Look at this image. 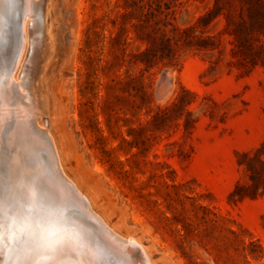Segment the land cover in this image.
Here are the masks:
<instances>
[{
    "label": "rangeland",
    "instance_id": "374dc122",
    "mask_svg": "<svg viewBox=\"0 0 264 264\" xmlns=\"http://www.w3.org/2000/svg\"><path fill=\"white\" fill-rule=\"evenodd\" d=\"M215 2L224 13L236 3H56L50 120L39 128L93 211L142 245L151 264H264V187L250 197L246 165L249 157L264 163V65L234 54L224 18L207 16ZM20 12L19 0H6L0 19V84L12 89L3 100L10 112L28 82L23 67L8 76ZM28 29L36 42L38 28ZM10 114L0 134L4 186ZM25 197L19 189L2 202L0 260L9 264H29L36 254L31 241L4 235ZM22 224L31 233L58 223L37 214Z\"/></svg>",
    "mask_w": 264,
    "mask_h": 264
},
{
    "label": "bare ground",
    "instance_id": "6f19581e",
    "mask_svg": "<svg viewBox=\"0 0 264 264\" xmlns=\"http://www.w3.org/2000/svg\"><path fill=\"white\" fill-rule=\"evenodd\" d=\"M57 1L19 0V39L12 53L8 76L10 80L11 75L23 67L28 82L25 95L15 98L17 101L12 112L8 111L7 103L4 105L5 95L12 89L5 91L7 87L4 89V85L0 84V93L3 95L0 100V119L4 121L6 115L13 114V124L8 129L5 140V144L13 149V153L6 164V185H2L0 180V210L3 207V199L6 198L5 203L12 201L19 189H22L28 198L34 194L41 202L53 203L61 209L62 215L59 219H63V223H71L79 231L83 244L79 248L61 247L53 250L48 254L52 264H75L77 261L82 264H151L142 245L129 234L116 233L93 211L87 197L63 172L56 145L48 130L39 128L43 126V122L49 123L50 120L46 82L57 68L55 32L58 26L55 27L56 30L53 29ZM5 2L6 0H0V19ZM29 17L33 18L31 22L27 21ZM38 23L40 27H37ZM29 27L38 28L39 36L37 35L36 42L31 35L33 33L29 32ZM2 178L3 171L0 169V179ZM0 218L4 219L1 215ZM5 223L7 224V221Z\"/></svg>",
    "mask_w": 264,
    "mask_h": 264
},
{
    "label": "trees",
    "instance_id": "16d2710c",
    "mask_svg": "<svg viewBox=\"0 0 264 264\" xmlns=\"http://www.w3.org/2000/svg\"><path fill=\"white\" fill-rule=\"evenodd\" d=\"M226 13L222 12L217 2L207 16L216 12L214 18L222 16L226 22V32L233 39L234 54L240 56L249 65H264V0H235ZM189 34V31H183ZM200 42L209 39L198 38ZM247 171L251 180L250 197L259 186L264 187V163L247 158Z\"/></svg>",
    "mask_w": 264,
    "mask_h": 264
},
{
    "label": "clouds",
    "instance_id": "9594fccd",
    "mask_svg": "<svg viewBox=\"0 0 264 264\" xmlns=\"http://www.w3.org/2000/svg\"><path fill=\"white\" fill-rule=\"evenodd\" d=\"M37 214L54 221H60L59 217L62 215V211L58 206L42 203L33 194L28 198V203H25L22 209H19L15 215L7 220V226L4 229L5 238L13 236L33 243L36 254L29 264H52L48 254L53 250L61 247L79 248L83 244L79 231L71 223L62 222L53 228L35 229L31 233L26 232L22 221ZM0 264H9V260L7 258L0 260ZM75 264H82V262L77 261Z\"/></svg>",
    "mask_w": 264,
    "mask_h": 264
},
{
    "label": "snow or ice",
    "instance_id": "6c2138e0",
    "mask_svg": "<svg viewBox=\"0 0 264 264\" xmlns=\"http://www.w3.org/2000/svg\"><path fill=\"white\" fill-rule=\"evenodd\" d=\"M3 54V49H2V47H0V55H2ZM3 99V95H2V93H0V100H2ZM3 130V121H2V119H0V131H2ZM24 203H28V199L25 197L24 198Z\"/></svg>",
    "mask_w": 264,
    "mask_h": 264
}]
</instances>
